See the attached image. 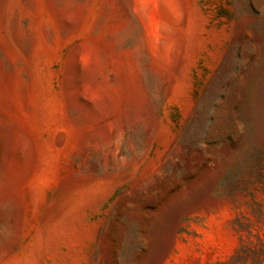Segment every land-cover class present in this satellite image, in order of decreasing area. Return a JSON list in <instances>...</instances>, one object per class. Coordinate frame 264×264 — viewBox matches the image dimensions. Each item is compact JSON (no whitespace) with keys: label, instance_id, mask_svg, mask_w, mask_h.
Masks as SVG:
<instances>
[{"label":"rangeland","instance_id":"rangeland-1","mask_svg":"<svg viewBox=\"0 0 264 264\" xmlns=\"http://www.w3.org/2000/svg\"><path fill=\"white\" fill-rule=\"evenodd\" d=\"M0 264H264V0H0Z\"/></svg>","mask_w":264,"mask_h":264}]
</instances>
